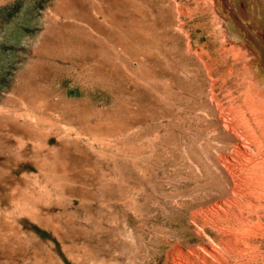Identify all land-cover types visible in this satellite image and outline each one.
Returning <instances> with one entry per match:
<instances>
[{"label": "rangeland", "instance_id": "374dc122", "mask_svg": "<svg viewBox=\"0 0 264 264\" xmlns=\"http://www.w3.org/2000/svg\"><path fill=\"white\" fill-rule=\"evenodd\" d=\"M246 93L264 0H0V264H264L212 207Z\"/></svg>", "mask_w": 264, "mask_h": 264}, {"label": "bare ground", "instance_id": "6f19581e", "mask_svg": "<svg viewBox=\"0 0 264 264\" xmlns=\"http://www.w3.org/2000/svg\"><path fill=\"white\" fill-rule=\"evenodd\" d=\"M247 73L249 74L250 77V72H249V68ZM252 78V77H251ZM209 80V79H208ZM245 80V79H244ZM223 82V81H222ZM221 82V83H222ZM254 81H252L251 83H253ZM217 83V82H216ZM212 84V83H211ZM228 84V83H227ZM243 84V83H242ZM229 85V84H228ZM251 85V84H250ZM255 85V84H254ZM240 86V85H239ZM246 87V86H245ZM214 88V87H213ZM224 88V87H223ZM222 89V88H221ZM226 89V88H225ZM230 89V88H229ZM232 89V87H231ZM248 89V88H247ZM250 89V86H249ZM224 90V89H223ZM242 90V88H241ZM246 90V89H245ZM222 91V90H221ZM253 91V90H252ZM241 92V91H240ZM247 92L249 93V91L247 90ZM222 93V92H221ZM232 93V92H231ZM235 93V92H234ZM248 93L245 94L246 98L250 95H252V93L250 95H248ZM223 94V93H222ZM219 95V94H218ZM256 96V94H254ZM253 95V96H254ZM259 95V94H258ZM215 96V95H214ZM213 96V97H214ZM244 96V97H245ZM252 96V97H253ZM254 98L248 97L247 101H246V106L248 107L247 109L249 110L251 117L248 118L246 116L247 111H243L241 110L240 107H238L239 109V114L238 116H240V118H242V120L244 121V123L247 125L244 126L247 128V131L244 134H237L235 131L234 134V142L236 141V149L235 150V154H231L233 157L234 155H236L234 158L235 159H231L230 157H225V161L230 162L231 165L236 169L239 168V170L235 171L234 168L232 167H227L224 168L223 171H225L226 173V177H228V179L232 182L230 184H232V189L229 195L228 192V199L225 202H218L216 203V206H212L214 207L213 209H215L214 211L217 212L216 214L218 215V217L220 218V220H224L226 221V223H230L231 224V228L229 232H234L235 233H240V237L235 234V235H231L229 236H224L223 239V243L224 247L226 248V250H228V248H230V242L233 239H237L239 241H241V239L245 238H249L248 236L250 234H255L256 235V231L258 229H260V231L262 232V235H264V100L262 97H260V100H257ZM235 97V96H234ZM259 97V96H258ZM244 99V98H243ZM259 99V98H258ZM214 100H216L214 98ZM221 101V100H220ZM228 101V100H227ZM219 102V101H217ZM222 102V101H221ZM216 103V101H215ZM217 104V103H216ZM213 105V104H212ZM215 106V105H214ZM223 110V107H221ZM225 110V108H224ZM227 111V110H226ZM233 111V108H232ZM237 111V110H236ZM225 113V112H224ZM232 113V112H231ZM227 114V112H226ZM233 115V114H232ZM224 116V115H223ZM226 117V116H225ZM237 118V117H236ZM225 120V119H224ZM239 120V119H238ZM224 124V123H223ZM222 124V125H223ZM233 124V123H232ZM225 125V124H224ZM252 125H254L255 127H253ZM229 126V125H228ZM243 126V127H244ZM229 128V127H228ZM232 128V127H231ZM235 128V126L233 127ZM218 130V129H217ZM230 131V129H229ZM232 132V131H231ZM237 134V135H236ZM249 143L252 144V146L254 147V149H256V155H253L254 153H250L248 151V146L247 144L245 145L244 140H246ZM233 142V143H234ZM241 142V143H239ZM234 145V144H233ZM227 146V145H226ZM251 149V148H250ZM253 151V149H252ZM230 153V152H229ZM240 153V154H237ZM224 155V154H223ZM230 155V156H231ZM241 155V156H240ZM240 156V158H239ZM224 157V156H223ZM232 157V158H233ZM241 157H243V159L246 161L243 162V160L241 159ZM222 158V157H221ZM240 159V160H238ZM223 160V161H224ZM219 161V160H218ZM217 161V162H218ZM222 160H220L221 162ZM224 163V162H223ZM227 164V163H226ZM217 166V165H216ZM222 167V165H219ZM225 166V165H224ZM223 166V167H224ZM238 168H236V167ZM227 179V180H228ZM229 181V182H230ZM230 186V187H231ZM225 200V199H224ZM223 200V201H224ZM202 205V204H201ZM210 206V205H209ZM204 208V207H202ZM197 209V208H196ZM211 209V208H209ZM200 210V209H199ZM198 210V211H199ZM206 210V208H205ZM204 210H200V212H202ZM210 211V210H209ZM212 211V212H214ZM206 212V211H205ZM203 213V212H202ZM211 213V212H210ZM205 214V213H203ZM213 214V213H212ZM215 214V215H216ZM212 216V215H210ZM217 217V218H218ZM205 222V220H204ZM209 223V222H208ZM206 222V227L207 224ZM223 223V222H222ZM205 225V224H204ZM210 226V224H208ZM215 225V224H214ZM213 225V226H214ZM225 225V224H224ZM258 225V227L256 226ZM212 226V227H213ZM222 226V225H221ZM230 226V225H229ZM204 227V226H203ZM211 227V228H212ZM217 227V226H216ZM257 227V228H255ZM226 228V227H225ZM216 229V228H215ZM212 230V229H211ZM219 232V230H217ZM216 231V232H217ZM259 232V231H258ZM257 232V233H258ZM261 232L260 235H261ZM200 233V231H199ZM202 233V232H201ZM200 233V234H201ZM224 233V231L222 232V234ZM242 233V235H241ZM218 234V233H217ZM221 234V235H222ZM226 234V233H224ZM232 234V233H231ZM219 235V236H221ZM238 238H237V236ZM235 236V237H234ZM234 237V238H233ZM253 237V236H252ZM223 238V237H222ZM202 240V239H201ZM248 240V239H247ZM261 240V239H260ZM235 241V240H234ZM243 241V240H242ZM254 241V240H253ZM262 241V240H261ZM222 242V241H220ZM237 242V241H236ZM250 242V239H249ZM239 243V242H238ZM251 243V242H250ZM247 244V243H246ZM249 244V243H248ZM206 245V244H205ZM204 245V246H205ZM221 245V244H220ZM200 246V245H199ZM211 246V245H210ZM239 246V245H238ZM237 246V247H238ZM241 246V244H240ZM243 246V245H242ZM248 246V245H247ZM250 246V245H249ZM258 246V244H257ZM223 247V246H222ZM259 247V246H258ZM203 248V247H202ZM207 248V247H206ZM214 248V247H212ZM211 248V249H212ZM224 248V249H225ZM240 248V247H239ZM252 248V247H251ZM238 249V248H237ZM194 250V249H193ZM204 249H202L201 251H203ZM208 250V249H206ZM213 250V249H212ZM244 250V249H243ZM210 251V250H209ZM235 251V250H234ZM215 252V249H214ZM207 253V251L205 252ZM209 253V252H208ZM211 253V252H210ZM218 253V252H217ZM215 253V254H217ZM210 255V254H208ZM221 255V254H220ZM219 255V256H220ZM204 256V255H203ZM213 256V254H212ZM215 256V255H214ZM213 256V257H214ZM218 256V254H217ZM230 256V255H229ZM203 258V257H202ZM212 258V257H210ZM215 258V257H214ZM217 258V257H216ZM215 262V261H214ZM231 262V261H230ZM219 263V262H218ZM215 264V263H214Z\"/></svg>", "mask_w": 264, "mask_h": 264}]
</instances>
